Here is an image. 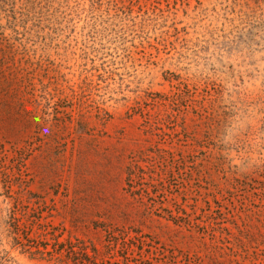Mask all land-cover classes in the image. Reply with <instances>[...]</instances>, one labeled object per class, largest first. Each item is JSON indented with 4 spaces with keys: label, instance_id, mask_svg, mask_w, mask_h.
<instances>
[{
    "label": "rangeland",
    "instance_id": "1",
    "mask_svg": "<svg viewBox=\"0 0 264 264\" xmlns=\"http://www.w3.org/2000/svg\"><path fill=\"white\" fill-rule=\"evenodd\" d=\"M67 241L264 264V0H0V264Z\"/></svg>",
    "mask_w": 264,
    "mask_h": 264
},
{
    "label": "trees",
    "instance_id": "2",
    "mask_svg": "<svg viewBox=\"0 0 264 264\" xmlns=\"http://www.w3.org/2000/svg\"><path fill=\"white\" fill-rule=\"evenodd\" d=\"M162 155L160 159H162ZM36 252H42L36 249ZM60 257L67 258L68 264H99L98 263V250L93 246H88L86 243H73L67 241L66 243H59L56 251Z\"/></svg>",
    "mask_w": 264,
    "mask_h": 264
}]
</instances>
